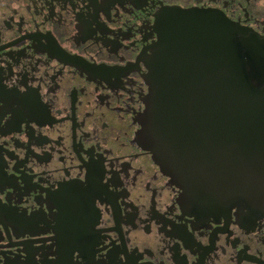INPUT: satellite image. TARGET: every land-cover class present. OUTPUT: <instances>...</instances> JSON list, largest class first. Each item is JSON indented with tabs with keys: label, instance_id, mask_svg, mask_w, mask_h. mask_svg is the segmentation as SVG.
<instances>
[{
	"label": "flooded vegetation",
	"instance_id": "1",
	"mask_svg": "<svg viewBox=\"0 0 264 264\" xmlns=\"http://www.w3.org/2000/svg\"><path fill=\"white\" fill-rule=\"evenodd\" d=\"M165 8L264 46V0H0V264H264V215L202 212L142 147Z\"/></svg>",
	"mask_w": 264,
	"mask_h": 264
},
{
	"label": "water",
	"instance_id": "2",
	"mask_svg": "<svg viewBox=\"0 0 264 264\" xmlns=\"http://www.w3.org/2000/svg\"><path fill=\"white\" fill-rule=\"evenodd\" d=\"M155 27L142 147L202 212L264 215V46L215 11L165 8Z\"/></svg>",
	"mask_w": 264,
	"mask_h": 264
}]
</instances>
